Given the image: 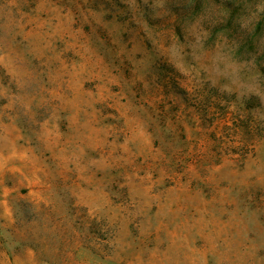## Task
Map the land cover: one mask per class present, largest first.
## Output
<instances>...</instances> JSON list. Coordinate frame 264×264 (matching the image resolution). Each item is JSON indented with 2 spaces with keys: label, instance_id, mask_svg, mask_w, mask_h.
Masks as SVG:
<instances>
[{
  "label": "rangeland",
  "instance_id": "obj_1",
  "mask_svg": "<svg viewBox=\"0 0 264 264\" xmlns=\"http://www.w3.org/2000/svg\"><path fill=\"white\" fill-rule=\"evenodd\" d=\"M0 264H264V0H0Z\"/></svg>",
  "mask_w": 264,
  "mask_h": 264
}]
</instances>
